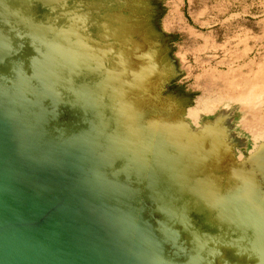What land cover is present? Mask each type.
I'll use <instances>...</instances> for the list:
<instances>
[{
  "label": "water",
  "instance_id": "water-1",
  "mask_svg": "<svg viewBox=\"0 0 264 264\" xmlns=\"http://www.w3.org/2000/svg\"><path fill=\"white\" fill-rule=\"evenodd\" d=\"M160 12L113 0L89 29L109 46L92 104L40 80L47 40L0 51V264H264V143L239 161L233 115L186 119Z\"/></svg>",
  "mask_w": 264,
  "mask_h": 264
},
{
  "label": "rangeland",
  "instance_id": "rangeland-1",
  "mask_svg": "<svg viewBox=\"0 0 264 264\" xmlns=\"http://www.w3.org/2000/svg\"><path fill=\"white\" fill-rule=\"evenodd\" d=\"M35 1L50 4L53 14L44 19L34 17ZM157 2L161 7L157 23L171 37V54L183 73L176 86L193 96L188 109L199 110L200 123L213 116L198 105L200 98L247 95L253 90L254 109L237 116L250 122L246 120L243 128L232 123L242 145L237 152L246 158L251 154L254 134L264 141V0ZM85 19L83 13L69 8L66 0H0V51L8 52L13 45L18 47V41L26 35L32 39L34 34L39 46L47 40L43 48L47 57L41 52L40 58L31 62L49 73L40 80L66 82L74 88V99L92 104L109 69L106 41L96 42L92 38ZM166 69L170 73V61ZM245 133L249 134L247 139ZM229 141L226 138V143ZM237 159L242 160L239 155Z\"/></svg>",
  "mask_w": 264,
  "mask_h": 264
},
{
  "label": "bare ground",
  "instance_id": "bare-ground-1",
  "mask_svg": "<svg viewBox=\"0 0 264 264\" xmlns=\"http://www.w3.org/2000/svg\"><path fill=\"white\" fill-rule=\"evenodd\" d=\"M220 78V77H219ZM229 78V77H228ZM222 79V78H221ZM230 79V78H229ZM228 80V79H227ZM240 86V85H239ZM247 86V85H246ZM257 86V85H256ZM253 88V87H252ZM255 88V87H254ZM259 89V88H258ZM259 91V90H258ZM232 93V92H231ZM252 93L253 90L251 89V91L246 95V94H238V95H223V94H218L217 97H208V98H200L198 101V105L202 106L204 109V112L207 115H216L219 111L225 113V114H229L233 115V117L231 118L232 123H235L234 125H236V127L239 128H243L246 125V118L244 117L245 121L243 119H238L239 117H237L241 112H247V110H251L254 109V105H252L251 101L253 99L252 97ZM256 93V92H255ZM217 95V94H216ZM260 95V94H258ZM256 96V95H255ZM263 96V95H262ZM259 97V96H258ZM256 99V97H255ZM257 100V99H256ZM260 100V99H259ZM261 103V102H260ZM233 109V110H231ZM189 112L186 115V119H188V121L192 124V126H194L195 128H200L202 125L200 123L201 120V116L198 109H188ZM233 111V112H232ZM203 113V112H202ZM260 119V118H259ZM235 121V122H234ZM248 121V120H247ZM250 122V121H248ZM257 122V121H256ZM255 122V123H256ZM260 122V121H259ZM264 123V121H263ZM257 124V123H256ZM249 125V124H248ZM259 125V124H258ZM254 126V125H253ZM252 126V127H253ZM251 128V127H250ZM252 130V129H251ZM264 130V129H263ZM262 130V131H263ZM259 131V130H258ZM257 131V132H258ZM261 131V130H260ZM252 133V132H251ZM250 133V134H251ZM264 134V131L262 132ZM244 134V133H243ZM253 134V133H252ZM249 134L245 133V137L246 139L248 138ZM254 134V144L253 146L250 148L251 150V154H253L258 147L264 143L263 140L259 141L258 135ZM261 135V134H260ZM244 141V140H243ZM259 142V144H258ZM244 143V142H243ZM247 147V144L246 146ZM249 154V153H248ZM239 157L243 160L245 159V156L242 154H238ZM250 155V154H249Z\"/></svg>",
  "mask_w": 264,
  "mask_h": 264
},
{
  "label": "flooded vegetation",
  "instance_id": "flooded-vegetation-1",
  "mask_svg": "<svg viewBox=\"0 0 264 264\" xmlns=\"http://www.w3.org/2000/svg\"><path fill=\"white\" fill-rule=\"evenodd\" d=\"M69 8L83 13L90 30L108 34L111 24V12L113 0H66ZM48 7V6H47ZM36 10L39 14L48 12V8L38 5ZM109 46H106V50Z\"/></svg>",
  "mask_w": 264,
  "mask_h": 264
}]
</instances>
